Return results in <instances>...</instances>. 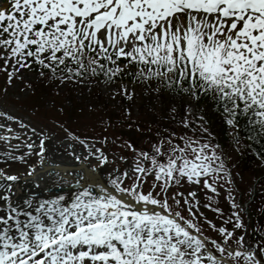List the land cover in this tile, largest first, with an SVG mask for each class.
Listing matches in <instances>:
<instances>
[{"label":"snow or ice","instance_id":"6c2138e0","mask_svg":"<svg viewBox=\"0 0 264 264\" xmlns=\"http://www.w3.org/2000/svg\"><path fill=\"white\" fill-rule=\"evenodd\" d=\"M0 73L5 96L17 80L35 92L26 73L57 88L127 76L170 119L185 113L183 133L114 152L107 136L94 141L59 121L31 126L0 105V264H264V226L247 239L248 206L206 126L212 109L236 150L243 132L264 165V0H0ZM117 87L113 96L136 95ZM185 184L217 196L231 186L232 228L198 215L195 191L169 195Z\"/></svg>","mask_w":264,"mask_h":264},{"label":"rangeland","instance_id":"374dc122","mask_svg":"<svg viewBox=\"0 0 264 264\" xmlns=\"http://www.w3.org/2000/svg\"><path fill=\"white\" fill-rule=\"evenodd\" d=\"M26 75L32 76L31 81L28 82H31L35 89L37 85L42 82L37 79L35 74L26 73ZM2 83L3 80L1 81L0 85ZM94 84V82H86L85 84H67L60 88L51 85V87L53 88L52 95L55 98L51 99V95L45 96V98L43 100L40 99L41 102L38 103V101H30V99L34 96L33 92H29L27 95H25L22 92V89L25 88V83L17 80L15 81V87H12L13 90L8 91V94L6 96L3 92L0 93V101L8 103L11 107H14L16 110H19L18 112L22 114H28L29 116H32L34 124L38 127H42L44 125L53 126L57 121H59L65 123L71 130L81 135L82 137L87 136L88 138H91L94 141H100L104 136H107L110 142H115L109 143L106 146V150L114 152H123V149L117 147V145L120 144L122 141H132L135 143V146L137 148H146L147 146L149 149L153 142L143 146V144L145 143L144 139L146 137V132L149 131L148 129L142 126H139L140 128H138V126L136 125V121H132L131 123L109 122L107 117L104 115L103 110L95 108L96 106L94 99L91 97V91L95 89ZM118 85L119 83H114L111 85L105 84L103 81H100V83H98V86L104 92L105 97L109 99L110 109L113 110L120 109L119 95L113 96L114 91L119 90L117 87ZM127 85H129V88L135 87L136 95L134 104L135 106H138V111H140V104L144 102L148 103L147 111H154L157 113L164 108L161 106V101L157 100L155 95L147 93L146 90H142V88L140 87L131 86L129 83ZM68 88L71 89L72 95L79 101H81L83 105L82 114L72 119H69L68 115L66 113H63L60 107H58L63 103L55 101L60 97L63 98V93H67ZM89 92L91 93L88 95ZM30 93L31 95L28 96ZM27 96L28 98H26ZM146 98H148V101H146ZM134 115H136V113ZM136 119L137 118L132 117L131 120ZM57 131L59 132V129H57ZM223 151L227 153V162L229 167L231 168L235 184L238 186V190L236 192L237 202L243 200L244 202H246L247 206H249L248 203L251 199V195L254 189L256 188V186H254V179L256 176L254 175V173L256 172L254 170L253 173L247 172L243 175H240L238 169L233 164L237 162L236 148L233 147L232 150H230L229 152L226 148H223ZM125 154L130 155V153ZM121 167H125V165L121 164ZM201 186L197 187L196 185L185 184L182 187L173 188L172 193L176 192L177 190L185 194V192H187L189 189L195 190L196 188H200ZM240 186H244V189H241ZM229 187L231 186L224 185L219 187L218 196L207 189L204 191V195H209L210 197L221 201L223 204H225L227 208L231 209V202L228 199V192L226 190ZM241 192H243L242 197L240 195ZM243 215H245V213ZM228 218L229 217H225V220H227ZM216 225L218 226L219 224ZM207 231L211 232L213 235H216V233L210 228H208Z\"/></svg>","mask_w":264,"mask_h":264},{"label":"bare ground","instance_id":"6f19581e","mask_svg":"<svg viewBox=\"0 0 264 264\" xmlns=\"http://www.w3.org/2000/svg\"><path fill=\"white\" fill-rule=\"evenodd\" d=\"M8 111H10V112H12V110L11 109H9V108H6ZM14 127H15V125H13ZM33 139H35L34 137H33ZM14 142H16V141H14ZM26 149H21L20 150V153H18V154H22L23 153V151H25ZM62 163H67V164H73V160L70 158V157H68L67 155H64V156H62V157H59L58 158ZM3 166H6V165H4V164H0V167H3ZM14 168H19L20 169V171L21 172H23V170H24V166L22 165V164H20V163H13V165H12Z\"/></svg>","mask_w":264,"mask_h":264},{"label":"trees","instance_id":"16d2710c","mask_svg":"<svg viewBox=\"0 0 264 264\" xmlns=\"http://www.w3.org/2000/svg\"><path fill=\"white\" fill-rule=\"evenodd\" d=\"M262 223H263V225H262ZM261 225L264 226V217H262ZM261 225H260V228H261Z\"/></svg>","mask_w":264,"mask_h":264}]
</instances>
